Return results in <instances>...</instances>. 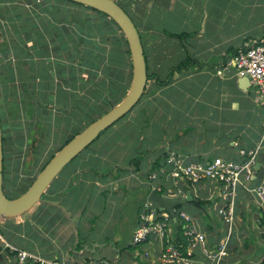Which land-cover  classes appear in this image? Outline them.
I'll return each instance as SVG.
<instances>
[{
	"label": "crops",
	"instance_id": "obj_1",
	"mask_svg": "<svg viewBox=\"0 0 264 264\" xmlns=\"http://www.w3.org/2000/svg\"><path fill=\"white\" fill-rule=\"evenodd\" d=\"M57 1L59 0H0V17L6 19L7 25L4 29L0 24V28L5 31L8 28L7 31L11 34L6 43L0 42V58L3 59L6 55L5 50H10L8 59H11L14 50L16 55L24 51L23 55L19 56L24 59L29 57L24 54L33 50L43 53L45 57L55 51V58L58 59L54 65L46 63V71L28 59L24 66L18 64L19 72L16 66L14 72L8 66L5 67L4 60L0 63V72L3 76L7 72V77L13 76L15 81L17 74L22 76L20 80L24 85V94L21 96L23 99L29 98L28 94L35 96L38 93L39 106H42L45 94L52 95L54 102L62 103L61 105L66 107L67 96L71 93L68 100H72L71 103L75 100L71 104L77 108L75 113L80 114L79 109L83 110L84 107L87 113H90L92 108L89 109V101L95 99V94L91 91L94 90V79L78 76L77 70H69L61 60L64 56L67 57L66 52L74 51L77 45H83L88 39L80 40L85 38L84 34L78 31L80 25L82 24L84 30L90 29L101 16L95 12L92 14L86 8L60 5ZM113 1L135 24L144 54L146 52L147 72L151 78L146 83L141 106L137 108L144 119L140 125L139 139L144 138V141L155 149L156 156L148 158L144 165L130 167L126 172H121L116 164L112 169L103 165L107 161L105 149H94L93 153L64 172V178H60V183L51 192V196L56 197L49 200L57 203L45 202L49 208L44 207V214L35 219L30 216L41 207L39 202L28 213L0 222L7 227V236L12 235V240L3 236L5 242L46 261L91 264L101 259L109 264H162L160 261L165 244L156 237L145 243V249L138 246L129 248L142 207L148 202L147 197L151 191L168 201L186 199L189 193L190 200L179 205L181 210L178 211L175 207V217L172 218L168 214L170 220L167 228L170 238L175 240V225L181 223L178 214L183 212L192 219L193 226L205 235L207 242L213 247L217 236L225 229V225L217 216L220 203L215 197V186L183 182L175 185L171 179L164 180L161 170L167 168L165 160L175 153L187 157L192 162H206L215 157L234 160L238 150L253 149L261 137L262 110L257 90L247 78L235 74L232 61L237 53L245 50L251 42L264 40V0ZM17 2L19 4H16ZM34 4H37V12L30 10ZM16 5L22 6L18 9L20 6ZM65 11L68 12L69 19L62 23L60 17ZM40 12L51 17L46 22L48 26L45 33L49 36L55 35L53 39L50 38L52 42L45 40L43 45H40L29 37L25 42L28 43L27 48H20L21 40L16 37V31L27 32L24 20L27 21V28H35L36 31L38 28L32 19L37 18ZM104 20L108 23L107 19ZM68 25H73L74 28L71 29ZM65 28L69 33H66ZM10 41L16 43L13 50ZM128 58L130 59V56ZM228 64L230 66L225 71V76L218 77L215 72ZM165 66L166 68L160 71V67ZM26 67L28 70H25ZM28 71L31 74L36 73L38 77L32 80ZM87 72L89 75L90 69ZM55 75L57 80L53 86L48 81ZM167 78H170L169 85H157V81ZM28 82H34L35 86ZM79 99H86V102L82 104ZM168 100L171 103H168ZM30 108L31 117L35 116V104L31 103ZM190 117L188 121L187 118ZM126 127L120 125V129ZM147 138L160 143L153 144ZM179 140L181 141L178 142ZM187 147L190 149L186 150ZM257 163L259 170L254 186H264V144L259 151ZM6 172L9 174L7 168ZM152 173L157 174V179L151 178ZM121 187H124L122 195L118 194ZM168 191H172L174 196ZM97 207L116 211L109 234L113 245L103 247L100 252L98 247L101 243L97 245L99 242L85 234L96 227L89 225V219L98 218L100 211ZM27 216L29 217L26 218ZM78 236L85 238L86 244L96 245L98 254L94 256V253L88 250L82 254L72 253ZM0 264H17L15 254L1 241ZM195 264L208 262L197 253ZM221 264H264V211L256 203L254 196L244 189H239L237 193L233 236L228 246V255Z\"/></svg>",
	"mask_w": 264,
	"mask_h": 264
},
{
	"label": "rangeland",
	"instance_id": "obj_2",
	"mask_svg": "<svg viewBox=\"0 0 264 264\" xmlns=\"http://www.w3.org/2000/svg\"><path fill=\"white\" fill-rule=\"evenodd\" d=\"M58 4L60 5H71L74 6V8H85L83 6H79L73 3H70L69 1H65V0H59L57 1ZM16 4H19V2H17ZM16 6H20L18 9L21 8L22 5H16ZM37 4L32 5V8L30 10L37 12L38 7H36ZM23 9V7H22ZM89 12H92V14L95 11H92L88 8H86ZM26 10V9H25ZM68 11V10H66ZM60 17V19L63 22H67V20L69 19L68 16V12H66ZM39 12V11H38ZM88 12V13H89ZM96 13V12H95ZM94 13V14H95ZM90 14V13H89ZM98 15V14H97ZM96 15H91V17H94ZM104 17V16H103ZM49 18H51L49 15L47 14H41L36 18L34 17L32 19V21L36 24V28H38L35 31V28L29 29L27 28V21L24 20V28L26 29L27 32L29 33V37H32L36 43L43 45V41H47V42H52V40L50 38L53 39V37L55 36L54 34L52 35H48V33H45V28L48 26V24L46 23ZM97 20V19H96ZM6 19L0 17V24L1 26L5 29V27H7V25L5 24ZM18 22V21H17ZM21 22H23V20H21ZM20 23V22H18ZM29 24V23H28ZM70 26V28H74L73 25H68ZM60 28V27H59ZM8 28H6L7 30ZM22 28H20L21 30ZM92 29V27H91ZM23 31V30H22ZM21 31V32H22ZM1 33L3 34V38L0 40H5V43L7 42V40L11 38V34H9L8 32H6L5 30L1 29ZM73 33V31H72ZM22 34L24 35V32H22ZM50 34V33H49ZM83 36V35H82ZM101 39H104V42L101 41ZM42 40V41H41ZM92 41H97V44L99 46H101L102 48H105V53H107L110 48L112 47V41L111 38L108 35H98L95 38L91 39ZM42 43H41V42ZM11 45H12V50H13V46L16 44L15 42L10 41ZM27 44H25V42H20V48H27ZM90 50H93L91 47H89ZM11 50V51H12ZM88 50L86 45H77L74 51L70 52H66L65 54L68 56V58H65L64 54L62 56H64V58L61 60V62L64 64V66H66L67 68H69V70H74L78 72V76H81L84 79H88V78H93V75L89 74L87 70L90 69V72H94V69L92 68H87L86 66L82 65L81 62L84 61V58L86 56V51ZM54 52V53H53ZM51 51L49 54L50 56H43V53L40 52H35V51H27L24 55L28 58H22L19 57L20 55H23L22 53H24V51H20L18 53V55H16V53L13 50V56L12 58L8 59L9 54L11 55L10 50L7 51L5 54V57H3V59L0 58V63L5 60V67L8 66L11 71L14 72L15 70V66H16V70L18 71V65L17 64H21L22 66H24V63L26 62V60L31 59L32 64H35V66L40 65L43 71L45 70V64L46 63H52V65L55 64V62H58L57 58H55V55H57V52L55 51ZM35 53H37V55H35ZM70 53V54H69ZM101 53V52H100ZM103 53V52H102ZM54 54V55H53ZM69 54V55H68ZM146 55V52H145ZM17 56V57H16ZM102 56V55H101ZM106 56L109 57V54H107ZM81 57V59L79 58ZM83 58V59H82ZM24 60V62H23ZM129 62L130 59L126 56L124 58H122V61H120V65L122 66V68L125 69V65H126V71L127 73H129ZM107 64V61H104L101 63V68L96 70L97 71V77H95L94 82H97V80H106V78L104 77V74L102 73V68L103 66ZM165 67H160V71H163ZM25 70H28V67L25 68ZM80 72H82V75H80ZM36 73H30V71H28V76L32 78V80L35 79ZM47 75V74H46ZM51 76V75H50ZM22 76H18L17 74V79L15 81V79L10 78V80H8V82L2 86L5 89L9 86H15V88L17 87L18 89L20 88V86L22 85V81L20 80ZM48 77V76H45ZM54 80V82H53ZM55 80H57L56 75L52 78L49 79V83L52 84L53 86L55 85ZM30 84L33 86H35L34 82H30ZM153 85V83H151V86ZM1 87V88H2ZM15 88L13 89L15 91ZM37 89V88H36ZM21 91V92H20ZM18 91L16 90V95L15 98H12L11 94L12 91L10 90L8 93L7 92H1L0 93V105H2V110H1V121L2 119H5V122H7V124H11V123H15L18 124L16 125V128H13V132L11 130V128L8 130L9 133H11L10 136V140L12 142H14V139H19L21 140L19 142V146H16V144L14 146H10V150H9V155L7 156V161H6V166L4 168V170H8L9 174L8 177L10 178L11 182L8 183V187L7 190H5L4 188V193L5 195H9L8 197H10L11 199L18 197L22 192L26 191L30 185L32 184V180L33 178H35L38 173H39V169L42 166V164L48 159V157L54 153L55 151H57L59 149L60 146L64 145L65 141L71 136L74 135V132H81L82 130H84L89 123V120H95L97 117V114L94 113L93 111H90V113H87V109L86 107L83 108V110H80V114H78V112L75 113V111H77L75 107H72V103H74L75 100H73V102L71 103L72 100H68L71 93H69V96H67V101L68 104L66 107L62 106L59 102H54L53 100V96L49 95V96H44V99L42 100V106H39V94L36 93L35 96L34 95H27L29 98H24V99H19L20 96L23 94V88ZM91 91L94 93V90L91 89ZM127 93V90H125ZM74 94H76L75 92H73ZM126 95L125 93H121V97L124 98V96ZM17 96V97H16ZM33 96V97H32ZM92 97V95H91ZM20 100V101H19ZM95 100V99H94ZM92 98V101L90 100V107L89 109L93 108L94 105H99L100 103H97L96 101H94ZM11 101L13 103H16L18 106L19 104L20 106V110L19 112H17L16 110H10L8 109L9 105L11 103ZM80 103H85L86 99H79L78 100ZM78 102V103H79ZM142 99L139 101L138 104H136L134 106V108L132 109V111L124 116L123 119H120L119 121H117L113 126H111L110 128L106 129V131H104L103 133H101L99 135V138L96 139L93 143H91L85 150H83L75 159H73V161H71L64 169L63 172L60 173L56 179L52 182V184L49 186V188L45 191V193L42 195L40 203H41V207L39 209H42L41 211L38 209V211H36L33 215H30L32 218H36L42 214H44V207L49 208V205H47V203H57V202H51L49 201L50 199H52V197H56V196H51V192L53 191L54 188H56L57 184L60 183L61 179L60 178H64V172L68 171L69 168H71L73 165L77 164L78 162H80L82 159H84L88 154L93 153L94 149H96L95 151H98V149L102 148L105 149V151L107 152V161H105V163H103V165L106 166L107 169H112L113 167H115L114 165L116 164V167H119L121 172L124 171L126 172V170L130 167H137L140 164L144 165L145 161L148 158H154L156 156L155 153V149L151 148L148 143L146 141L140 140V125H142V123L144 122V119L141 117V115L138 113L137 108H139L141 106ZM35 104V108L33 110V115L31 118H28L26 113L28 115H32V108H26V104ZM63 103H65L63 101ZM168 103H171L170 100H168ZM140 104V105H139ZM79 107V106H78ZM93 110V109H92ZM85 111V112H83ZM198 111H200V108H198ZM36 113V114H35ZM15 114L17 115V121L15 120ZM12 117V118H11ZM192 117V116H191ZM190 118H187V120L189 121ZM193 117H197V115H193ZM14 119V121H13ZM120 125L123 126H127L126 129H120ZM114 126H118V127H114ZM30 128L32 129V135H31V139L29 140V132H30ZM115 130H117L115 133ZM19 137V138H18ZM109 138V139H107ZM150 140L151 143L153 144H159L160 142L151 140L150 138H147ZM31 141V142H30ZM142 141V142H140ZM181 140H179L178 142H180ZM101 143V144H100ZM188 142V146H189ZM37 144V145H36ZM100 144V145H99ZM186 150H189L190 147L185 148ZM160 150V148H159ZM162 154V152L158 155L160 156ZM176 155H178L177 153H175ZM140 161V163H139ZM102 165V166H103ZM99 171V170H96ZM17 172V173H15ZM17 177V178H16ZM15 178V179H14ZM25 179V185L21 184L20 182ZM13 180L16 181L15 185L19 186V187H14L13 188ZM31 181V182H30ZM27 186V187H26ZM23 188L20 192L17 191L18 188ZM10 194H7V192ZM17 193H14L16 192ZM124 192V187H121V189L119 190L118 194H121ZM122 195V194H121ZM47 202V203H45ZM36 207V206H35ZM98 208V207H97ZM98 210L100 212H98L97 219H89V225H94L96 227H93V229L91 231H86L85 234L89 235V237L93 238V240H95L97 243V245H101L98 247V252L101 251V249L103 247H107V246H111L113 245L112 243V238L109 237L110 234V230L112 227V223L114 220V212L116 211H111L108 209H104L102 210L101 207L98 208ZM26 214V213H25ZM29 216H27L26 218H28ZM51 217V216H50ZM52 218V217H51ZM8 220V219H7ZM0 222H4L3 219H0ZM222 225V223H221ZM222 227L224 228V226L222 225ZM222 228V229H223ZM220 229V230H222ZM8 235V229L7 227L4 225V223H0V236L3 238L6 237ZM4 239V238H3ZM86 239L85 238H81L80 236H78V241L76 240L73 244L72 247V253H79L82 254L84 251L88 250V251H92L94 253V256L96 254H98V252L96 251L95 247L96 245L92 244L91 246L86 244ZM138 248L141 249H145L146 248V244H142V245H138Z\"/></svg>",
	"mask_w": 264,
	"mask_h": 264
},
{
	"label": "built area",
	"instance_id": "obj_3",
	"mask_svg": "<svg viewBox=\"0 0 264 264\" xmlns=\"http://www.w3.org/2000/svg\"><path fill=\"white\" fill-rule=\"evenodd\" d=\"M235 74L244 77L256 88L259 106L262 110L261 137L258 144L250 150L240 149L236 159L215 157L206 162H192L183 155L170 154L166 160L167 168L161 170L164 180L171 179L175 185L178 182L192 184H211L215 186V197L220 206L217 216L225 225L221 239L213 249L192 224V219L185 213L179 212L182 236L185 238L186 247L181 252L170 238L168 221L170 217L166 211H160L151 202H146L142 213L131 237V245L138 246L147 243L156 237L161 243L166 242L161 263L162 264H195L198 253L208 264H221L228 255V246L233 236L235 216V201L239 189L250 192L256 203L264 211V186H254L255 165L259 151L264 144V40L251 42L245 50L240 51L232 61ZM230 64L218 69V77H224ZM157 174L152 173L151 178L157 179ZM173 195L172 191H168ZM161 219V220H159ZM0 241L12 254H15L17 264H64L56 261H46L5 242L0 236ZM148 256V255H145ZM91 264H109L105 260H96ZM136 264V263H133Z\"/></svg>",
	"mask_w": 264,
	"mask_h": 264
},
{
	"label": "water",
	"instance_id": "obj_4",
	"mask_svg": "<svg viewBox=\"0 0 264 264\" xmlns=\"http://www.w3.org/2000/svg\"><path fill=\"white\" fill-rule=\"evenodd\" d=\"M91 8L108 16L119 28L124 36L129 51L131 62V82L124 98L107 113L100 116L78 133L58 152H56L45 167L38 173L30 187L20 196L8 199L3 194V156L2 135L0 122V219H14L28 213L41 200L42 195L52 184L61 171L75 159L83 150L93 143L106 129L126 116L141 100L146 83L147 68L140 35L135 24L127 13L113 0H65ZM247 81H249L247 79ZM259 170V164L255 165V176ZM148 202L156 205L160 211H166L170 217H175V207L190 200V194L186 199L168 201L151 191L147 197ZM221 235H218L213 249L216 248Z\"/></svg>",
	"mask_w": 264,
	"mask_h": 264
},
{
	"label": "trees",
	"instance_id": "obj_5",
	"mask_svg": "<svg viewBox=\"0 0 264 264\" xmlns=\"http://www.w3.org/2000/svg\"><path fill=\"white\" fill-rule=\"evenodd\" d=\"M74 4H76V3H74ZM76 5H79V4H76ZM79 6H82V5H79ZM85 8H88V7H85ZM88 9L95 11L99 16H101V18H100V20L98 19L95 23H93L92 29L90 27V29L84 30L82 27V24L79 27L78 31H80V33L84 34V36H85V38H80V40L84 41V39L88 38L86 41L83 42L87 46L88 50L86 51V56L84 58V61L81 62V64L88 67V68L94 69V72H90V74L93 75V79H95V77H97V71L96 70L101 68L100 66H101L102 62L107 61V64H105L102 68V73L104 74V77L106 78V80H103V79L97 80V82H95V86H94L95 101L97 103H100V104L95 105L92 108L93 110H90V111H93L94 113L97 114L96 119H98L100 116H102L103 114L107 113L110 109L115 107L123 99V97H121V93L126 94L125 90L129 89V85L131 82V64L129 63V73H127V71H126V65H125V69L122 68V66L120 65V61H122V58H124L126 56L129 57V51L127 48L126 40H125L124 36L122 35V33L120 32L119 28L116 26V24L105 14H102V13H100L96 10H93L91 8H88ZM103 18L107 19L108 23ZM5 24H6V22H5ZM65 30H66V33H69L68 32L69 30L67 28H65ZM115 30H117V32H119L118 33L119 35H117V32ZM24 31H22V32H24ZM6 32H8V31L6 30ZM22 32L16 31V37L19 38L21 40V42H26V39H29L28 32L24 33V35L21 36ZM98 35H105V36L108 35L111 38L112 47L110 48V50L107 53H105V48H102L101 46H99L97 44V41L91 40V38H95ZM70 37L71 36H69V38ZM0 38L1 39L3 38V34L1 33V28H0ZM4 41L5 40H0V42H4ZM101 41L104 42V39H101ZM89 47H91L93 50H90ZM7 51L8 50H5L4 52H7ZM107 54H109V57L106 56ZM144 57H145V54H144ZM65 58H68V56ZM79 58L81 59V57H79ZM145 61H146V57H145ZM146 68H147V66H146ZM5 74H4V77L8 78L7 77L8 73L6 72ZM150 78H151V75L147 72V81H149ZM169 84H170V78H167L164 81H157V85L159 87H165ZM93 121H94V119L89 120V122H90L89 124H91ZM77 134H78V131L74 132V135H71L65 141L64 145L66 143H68L72 138H74ZM64 145L60 146L57 151H55L54 153H52L48 157V159L40 167L39 172L45 167V165L49 162V160L53 157V155L56 152H58ZM2 174H3V178H4L3 187L7 190V188H6V186H8L7 183L11 182V180L8 177V173L6 172V170H4ZM35 178H33L32 182L34 181ZM15 183H16V181L13 180V184H12L13 188L19 187L21 184H24L25 179H23L20 182L19 186H16ZM4 188H3L4 196L8 199H11L10 197H8L9 195H5ZM22 189H24V187L18 188L17 191L20 192ZM17 191L14 193H17ZM24 192H22L21 194H23ZM7 194H10V193L7 192ZM197 204H201V202H197ZM181 208H182L181 206H177L176 210L179 211V210H181ZM175 228L177 229V236H176L175 240H173V242L175 243L176 247L181 252L184 253V250L186 247V241H185V238L182 236V227L180 224L179 225L177 224V225H175ZM6 238L8 240H12V235L6 236ZM165 244H166V242H165ZM133 247H136V246L130 245L129 248H133Z\"/></svg>",
	"mask_w": 264,
	"mask_h": 264
},
{
	"label": "flooded vegetation",
	"instance_id": "obj_6",
	"mask_svg": "<svg viewBox=\"0 0 264 264\" xmlns=\"http://www.w3.org/2000/svg\"><path fill=\"white\" fill-rule=\"evenodd\" d=\"M5 57V56H4ZM28 61H30V59L28 60ZM16 65H18L17 63H16ZM10 78H13V76H8V78H5L4 76H3V74L0 72V93L1 92H9L10 90L12 91V94H11V96H12V98H15V95H16V90H18V91H20L23 87H24V85L22 84L21 86H20V88L18 89L17 87L15 88V86H9V87H7L6 89L4 88V87H2V86H4L7 82H8V80H10ZM28 83H30V82H28ZM28 83H25L26 84V86L28 85ZM2 87V88H1ZM15 88V91L13 90ZM21 92V91H20ZM23 94H24V88H23ZM23 94L21 95L22 97H23ZM25 95H26V92H25ZM30 95V94H29ZM21 96H20V98L19 99H23V98H21ZM17 97V96H16ZM20 101V100H19ZM9 105V107H8V109H10V110H16L17 109V112H19V110H20V104L18 105V106H16L17 104L16 103H13L12 101H11V103L10 104H8ZM30 105L31 104H26V108H27V110H28V108H30ZM1 110H2V105H0V122H1V135H2V156H3V171H4V168H5V166H6V159H7V156L9 155V150H10V148L12 147V146H14L15 144H16V146H19V142L21 141V140H19V139H14V142H12L9 138H10V136H11V133H9V129L11 128V130H12V132H13V128H16V125H18V124H15L14 122L13 123H11V124H7V122H5V119H2V121H1ZM26 115H27V117L28 118H31V115H28L27 113H26ZM12 118V117H11ZM15 120L17 121V115L15 114ZM13 121H14V119H13ZM32 129L30 128V132H29V140L31 139V135H32V131H31ZM19 138V137H18ZM31 142V141H30ZM11 146V147H10ZM11 151V150H10ZM3 171H2V173H3ZM2 176H3V174H2Z\"/></svg>",
	"mask_w": 264,
	"mask_h": 264
}]
</instances>
